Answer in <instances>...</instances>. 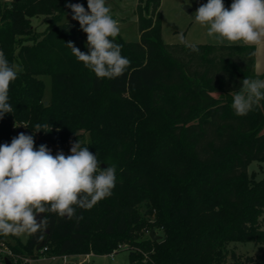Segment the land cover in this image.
Masks as SVG:
<instances>
[{
	"label": "trees",
	"instance_id": "obj_1",
	"mask_svg": "<svg viewBox=\"0 0 264 264\" xmlns=\"http://www.w3.org/2000/svg\"><path fill=\"white\" fill-rule=\"evenodd\" d=\"M76 3L87 8V0L0 2V50L20 69L0 144L23 132L37 149L67 156L80 140L101 169L116 166V186L90 210L77 208L82 219L44 213L48 233L26 242L0 235V243L31 260L109 255L127 245L136 264H264V178L249 173L252 162H264V101L241 117L230 94L245 77L259 78L255 48L165 44L161 0H138L139 41H114L130 64L100 79L67 45L84 52L86 34L67 19L66 5ZM43 76L51 80L47 102ZM38 123L52 131L34 132ZM151 230L162 238L152 240ZM248 242L257 255L232 246Z\"/></svg>",
	"mask_w": 264,
	"mask_h": 264
},
{
	"label": "clouds",
	"instance_id": "obj_2",
	"mask_svg": "<svg viewBox=\"0 0 264 264\" xmlns=\"http://www.w3.org/2000/svg\"><path fill=\"white\" fill-rule=\"evenodd\" d=\"M66 7L87 36L88 53L73 42L67 43L75 57L97 78L123 75L130 61L121 55L122 46L114 42L120 33L119 20L113 17L106 0H87V10L79 3ZM194 18L218 44H243L257 51L264 45V0H232L229 7L224 0H207L196 9ZM198 50L192 47V51ZM19 71V66L10 65L0 50V119L13 112L8 102L9 86ZM241 84L230 94L235 114L242 117L264 101V79L245 77ZM41 130L50 132L52 126L38 123L33 128L34 132ZM100 163L80 140L72 144L67 156L62 151L52 155L43 144L35 148L33 136L23 132L10 144H0V235L21 237L46 232L48 216L39 222L36 219L41 213L82 219L76 216L77 208L90 210L110 197L116 186V166L101 169Z\"/></svg>",
	"mask_w": 264,
	"mask_h": 264
},
{
	"label": "rangeland",
	"instance_id": "obj_3",
	"mask_svg": "<svg viewBox=\"0 0 264 264\" xmlns=\"http://www.w3.org/2000/svg\"><path fill=\"white\" fill-rule=\"evenodd\" d=\"M8 0H0L5 2ZM207 3V0H161L160 13H161V39L165 44H217L215 40L207 35L206 27L201 26L195 22L194 13L196 9L201 5ZM232 1L224 0L226 7H229ZM106 5L110 6L111 13L114 18L119 20L120 33L119 37L127 42L139 41V25L136 15L137 0H106ZM190 10L187 11L185 8ZM87 10V8H86ZM73 20L72 16L67 17ZM41 20H37L35 23H40ZM183 36V39H181ZM87 37L84 38V53H88L89 49L86 46ZM45 84L44 100L45 102L50 100L51 97V80L49 76L42 77ZM34 138V147L36 146V137ZM52 154H56L58 149L54 146L48 147ZM249 173H255L257 179L264 178V162H252L249 165ZM29 236L18 237L21 241L26 242ZM233 248L237 252H241L244 256H255L258 254V246L254 243H234ZM130 251L128 249H122L114 255H94L92 254L83 264H136L132 263L129 258ZM83 255L69 258V261L80 262ZM31 264H64L61 258L49 259L39 258L33 260Z\"/></svg>",
	"mask_w": 264,
	"mask_h": 264
},
{
	"label": "built area",
	"instance_id": "obj_4",
	"mask_svg": "<svg viewBox=\"0 0 264 264\" xmlns=\"http://www.w3.org/2000/svg\"><path fill=\"white\" fill-rule=\"evenodd\" d=\"M122 249H129V247L127 245H119L117 248V251H120ZM114 254L115 252L111 253L110 255H114ZM78 256H81V255H66V256H62L58 258H61L64 264H83L86 261V259L89 258V255H83V258L80 260V262L69 261V258H75ZM9 257L12 259V261L9 259L12 262V264H20V261L31 264V262L33 261L29 258H21L19 256H15L5 243H0V264H5L4 263L5 259ZM56 258L57 257H54L51 259H56Z\"/></svg>",
	"mask_w": 264,
	"mask_h": 264
},
{
	"label": "crops",
	"instance_id": "obj_5",
	"mask_svg": "<svg viewBox=\"0 0 264 264\" xmlns=\"http://www.w3.org/2000/svg\"><path fill=\"white\" fill-rule=\"evenodd\" d=\"M230 1H232V0H230ZM137 3H138V0H137ZM224 44L227 45V42H225ZM236 45H243V44H236ZM255 52H256V55H255V73L260 79H264V45L260 46L258 51L255 48ZM91 255L92 254H90L89 257Z\"/></svg>",
	"mask_w": 264,
	"mask_h": 264
},
{
	"label": "water",
	"instance_id": "obj_6",
	"mask_svg": "<svg viewBox=\"0 0 264 264\" xmlns=\"http://www.w3.org/2000/svg\"><path fill=\"white\" fill-rule=\"evenodd\" d=\"M185 9H186L187 11L190 10L188 7H186ZM45 104H47V103H45ZM43 216H44V213L38 214V215L36 216L37 221L39 222V221L43 218ZM46 232L48 233V231H46ZM149 237H150L152 240H154V241H156V240H160V239L162 238L161 236L155 234V231H154V230H151V231H150V233H149ZM42 246H43V244H40V245L36 248V250L39 251V250L41 249ZM4 263H5V264H12V262H11L8 258L5 259Z\"/></svg>",
	"mask_w": 264,
	"mask_h": 264
}]
</instances>
